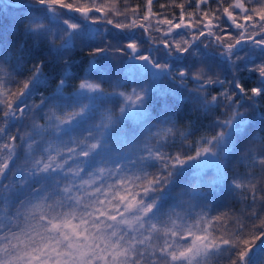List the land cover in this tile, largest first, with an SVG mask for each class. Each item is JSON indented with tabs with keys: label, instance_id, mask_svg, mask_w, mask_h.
Returning <instances> with one entry per match:
<instances>
[{
	"label": "snow or ice",
	"instance_id": "obj_1",
	"mask_svg": "<svg viewBox=\"0 0 264 264\" xmlns=\"http://www.w3.org/2000/svg\"><path fill=\"white\" fill-rule=\"evenodd\" d=\"M223 3L217 0L218 9ZM0 4L27 12L12 17L14 30L19 31L16 26L22 25L21 35L36 47L47 45V53H54L59 63L77 42L88 46L90 36L100 34L99 29L88 26L89 21L95 24L101 19L94 13H101L106 23L117 29L139 27L148 32L149 26L139 21H149L152 0H147L143 17L136 9L120 11L115 0L111 4L98 0H0ZM201 4L207 5L208 0H197L198 10ZM178 6V23L165 18L151 27L159 32L160 25H168L160 38L166 57L175 52L190 60L179 70L180 84L191 79L197 87L185 88L184 100L206 115L222 109L207 126L214 134L195 142H189L190 130L177 128L176 114L166 102L156 116L150 115L154 94L166 97L178 91L176 76L172 64L141 54L135 39L124 36L131 42L115 49L129 61L122 64L120 77L113 79L109 73L91 79L92 72H108L93 61L83 70L75 92L66 96L67 81L77 77L71 62L65 61L55 73V91L41 95L39 103L32 105L27 98L48 85L42 71L46 64L41 60L33 65L30 76L17 81L26 54L30 59L32 53L23 45L17 48L13 66L11 44L0 41V121L4 124L0 140L11 122L32 113L30 130L19 136L24 157L15 173L9 162L19 159L17 136L0 143V264H212L225 252L230 264H264V194L257 191V177L236 173L232 178V189L250 192L248 223L237 218L232 221L234 227L222 223V231L212 230L213 221L222 222L227 214L209 216L210 197L220 184L228 183L226 170L231 166L234 143L245 141L241 159L251 160L252 167L259 165L264 172V138L251 131L248 115L241 111L251 108L255 118L258 100L264 97V0H232L223 7V14L239 30L234 42L215 35L212 19H207L198 34L191 31L193 25L185 24L184 5ZM72 12L79 16L70 15ZM109 13L124 19L114 22ZM207 16V12L202 14L201 23ZM238 16L247 23H238ZM182 25L184 31L173 34ZM205 29L208 36L215 37L218 57L206 51L208 43L201 41L203 48L197 43ZM189 35L191 38L185 39ZM109 48L93 46L90 55L95 58ZM217 68L232 70L231 80L221 79ZM242 68L255 76V86L248 88V81L242 82L235 74ZM125 78H132L136 86L116 91ZM163 79L169 80L167 87L160 86ZM105 82L112 92L105 91ZM13 83L22 85L18 92L12 90ZM225 83L229 88L209 98L208 86L223 88ZM113 97L118 98V113L106 107L116 102ZM245 99L250 103L245 104ZM37 115L43 123L37 122ZM259 115L264 125V113ZM129 120L137 125L132 132L124 128ZM177 137L182 151L171 153L168 148ZM10 173L12 180L5 183ZM178 181H182L180 192L173 198L175 202L165 207Z\"/></svg>",
	"mask_w": 264,
	"mask_h": 264
},
{
	"label": "trees",
	"instance_id": "obj_2",
	"mask_svg": "<svg viewBox=\"0 0 264 264\" xmlns=\"http://www.w3.org/2000/svg\"><path fill=\"white\" fill-rule=\"evenodd\" d=\"M137 1L138 0H115V3H116V7L120 11H123L125 7H128L129 9H134L133 6H130L128 3L135 4ZM144 1H147V0H139V9L137 13L146 12V10H141V4ZM212 1L215 3V11L212 12L211 18L214 17L213 14H215V17H218V19H220V17L222 18L223 7L227 6L225 1L223 3V6L219 7V9L216 3L217 0H212ZM98 2L111 4L113 0H98ZM187 3H188V0H158L157 2L153 3L154 6L159 5L158 11L153 10V12L158 13L162 17H167V18L176 17L178 16V15H175L177 13V9L180 8L178 5H181V4L184 5ZM0 8L3 9V14H0V41H6L11 44L13 66H14V61L16 57L19 55V53L16 51L17 48L23 45L27 51H30L32 53V58L30 59L28 58L26 54L25 56L26 62L23 63L20 68V72L22 74H17L15 77V80L21 81L27 78L28 76H30L31 75L30 70L32 69L33 65L39 63L41 60H43L46 64V66L42 69V71L45 74V76L48 77L49 82L46 87H41L36 92L37 94H40V97L41 95L49 96L51 93L55 91V84L58 81V77L55 75V73L58 72L64 66L65 61L71 62L72 64L71 71L77 77L75 79H70L67 81V84L64 87V94L66 96L75 92L79 84V77L85 74L83 70L85 68H88L91 62L94 61L97 66L102 65L106 69H108V72H100V73L92 72L91 79L93 80H96L98 78V75L106 76L109 73L113 75V79H115L116 77H120L122 75V64L127 65L129 63L127 59V55L125 53L115 51L117 47L124 48L125 42H129V39L122 38L124 36H127L128 32H126L125 28L117 29L114 26V24H107L105 19L101 17L100 13H97L98 17H101V19H99L98 24L106 28V30L110 32V35H103L101 33L100 35H96L95 37L90 36L88 46L82 45L79 42H77L76 46H74L72 49L66 52L63 58L59 60V63H56L55 54L47 53V45L36 47L34 41H32L31 39H27L26 37H23L21 35L22 28H23L22 25L16 26L19 28V31L14 30L12 17L28 15L27 12H25L22 9L21 10H10L7 8H3L2 4H0ZM61 11L67 12L68 10L61 9ZM94 14L97 16L96 13ZM70 15H74L78 17L79 13L72 12L70 13ZM109 18L113 19L114 22L123 21L124 19L123 17H120V16H112L111 13H109ZM88 26L91 29L95 30L94 25H91L90 22H88ZM140 30L141 29L139 27L134 28L132 32L133 33L132 39L135 33ZM101 41L103 42L101 43ZM93 46H100V47H106V48H109V46L111 47L109 48L107 52L100 54L94 58L93 56L90 55V52L92 51ZM212 52L213 51L211 50V53ZM166 61L174 65V62L171 61L170 59ZM188 62H190V60ZM209 62L213 64L215 63V61H209ZM249 67H251V65ZM216 72L221 79H225L226 81L231 80L232 74H233L232 70H225V69H219V68L216 69ZM245 73H247V70H244L242 68L235 74L238 76V78H240ZM173 74L176 76V81H175L174 86L178 89V91L175 93L169 94L166 97L159 95V94H154L153 102L149 104L150 115L156 116L160 110V106L166 102L168 106L176 114L175 118H176L177 128L182 131L190 130L192 132V135L189 137V142H195L201 136H204L206 134L207 135L214 134L213 132H208L207 126L212 123V121L216 118V116L220 115V112L222 111V109H216L213 112L208 113L207 115L202 110L197 111L193 102H191L190 100H184L183 98L184 96H187V93L184 92L185 88H187L188 90H193L197 87V85L191 79L186 80L185 84L181 85L179 75L175 73ZM245 81H248L247 83L248 88H250L251 86H255L250 82L249 78H247ZM145 82H147V78H145ZM168 84H169V80L163 79L161 81L160 86L167 87ZM135 86L136 84L132 78H125L123 80V86L119 89H116V91H130ZM20 87H22V85L16 84V83H13L11 85L12 90L17 91V92ZM103 87L106 92L113 91L112 86L107 82L103 84ZM216 87H219V85H215L213 88L208 87L209 98L212 95H217L215 92ZM36 93L31 98H27V103L29 105L39 103L40 98L39 96H37ZM181 93H183V96L181 95ZM262 98L264 100V97ZM113 100L116 102L110 103L106 105V107L111 108L114 111V113H118V108H119L118 98L113 97ZM263 100L262 101L259 100L258 102V107L255 109V118H253V109L247 108V107H245L244 109H241V111H245L246 114L248 115V119L252 125L251 131H253L255 135L257 133L262 134V138H264L263 131L261 132H258V131H260L261 128L264 127V125L261 124L260 115H259L260 113H258L257 111H260L259 107H261V104H264ZM244 102L245 104L250 103L249 101H246V99L244 100ZM37 122L38 123L44 122L43 120L39 119V115H37ZM148 122L152 123V121H148ZM31 123H32V113L26 112L23 118H18L16 121H13L8 125L7 134L4 135L2 140H0V143H7L9 136H17L15 145H16V154L17 156H19V159H16L14 164L12 161L9 162V168L12 169V173H15L16 169L23 163L24 152L20 146L21 142H20L19 136L24 135L26 133L25 129L31 126ZM3 126H4L3 122L0 121V127H3ZM124 128L128 132H132L134 129H137V125L135 122L129 120L125 123ZM244 143L245 141H241L239 145H237L236 143L233 144L231 166L227 168L226 170V176H227L228 183L220 184L217 187L215 193L210 197L209 216L215 217L218 215L222 216V214H227L226 217L222 216V222L213 221L212 230H215L216 228H220L222 231L223 230L221 227L222 223H227L231 227H234V225H232V221L237 218H239L244 223L249 222L246 219V217L249 215L248 207L252 203L251 195L249 191H243V190H237V189L231 188L232 178L234 174L239 173L241 176H244L247 173H252L253 176L258 178L257 191L261 192V194H264V191H262L264 190V172H262L261 167L259 165H257L256 167H252L251 160L241 159V157L244 155V152H243ZM183 150L186 151V149H183ZM168 151L171 153L182 151L179 137L176 138V143L168 148ZM4 155L7 158V153H4ZM187 175H191V173H187ZM11 180H12V174L10 173L8 178L5 180V183H9ZM181 182L182 181H178L177 186L171 189V195L169 198H167L165 207H168L175 202L173 198L176 197L177 193L180 192L179 184ZM244 197H248V199H244ZM257 207L259 208V203L257 204ZM197 211H199V209H197ZM216 234L219 235V232H216ZM256 243L259 244V241H257ZM227 257H228V253L225 252L220 259L214 260L212 264H230Z\"/></svg>",
	"mask_w": 264,
	"mask_h": 264
},
{
	"label": "rangeland",
	"instance_id": "obj_3",
	"mask_svg": "<svg viewBox=\"0 0 264 264\" xmlns=\"http://www.w3.org/2000/svg\"><path fill=\"white\" fill-rule=\"evenodd\" d=\"M158 0H152V5H151V14L149 17V21H143L142 19L139 21V23H144L146 26H149V31L145 32L144 29L140 28L141 30L136 32L133 39L136 40V42L138 43V47L140 49L141 54L144 55H151L154 59L158 60L161 63H164L166 60L170 59L171 61L174 62L173 65V73L177 74L179 73V70L181 68L184 67L185 63H187L188 61L185 60L184 56H177L175 54V52H173V54L171 56H165V52L167 51V49H164L163 44L160 43V38L163 36L164 31L167 30L168 25H160L159 27L161 28V31L157 32L155 31L154 27L151 26H155L157 25V22L159 19H171L173 20L174 23H178L179 22V16L181 13V8L177 9V13L175 15H178L176 17H162L160 16L158 13L153 12V10L158 11L159 5L154 6L153 3L157 2ZM226 5L228 6L229 3L232 2V0H224ZM196 3L197 0H188L187 4H184L183 7V11L185 13V24H192L193 28L191 31L197 32L203 28L204 23L207 22V19H212V31L215 33V35H223L225 37V41L226 42H234L232 40L233 37L237 36L239 30L235 28V25L232 24V22L230 20L227 19L226 14H223L222 18L220 17V19H216L214 17L211 18L212 12L215 11V3L212 0H208V4L204 5L201 4L199 10L196 7ZM214 3V4H213ZM217 3V2H216ZM130 6H133L134 9H136V13L139 9V0L135 3H128ZM226 6V7H227ZM189 8V9H187ZM191 9V10H190ZM207 9V11H206ZM141 10H146L147 11V1H144L141 4ZM239 10H236V12H238ZM204 12L208 13V16L206 18H204L203 23H201V19H202V14ZM236 12H234V15H236ZM146 12L143 13H137L138 16L143 17L145 15ZM28 14V13H27ZM93 13H90V15H92ZM97 14V13H96ZM188 14H194L192 16L188 15ZM101 17L102 14L100 13ZM128 15L131 17L132 13L131 11L128 13ZM98 16V14H97ZM103 18V17H102ZM91 23V21H89ZM237 22L238 23H242V24H246L247 22H245L242 18H240L239 16L237 17ZM99 20L93 24L91 23V25H94L95 29H99V33L103 34V35H110V32H108L106 30V28L102 27V25H99ZM98 24V25H97ZM126 29V32H128V37H132L133 35V29ZM104 30V31H102ZM222 30V31H221ZM184 31V27L182 25V27L180 29H174L173 30V34H175L176 32H183ZM99 34V35H100ZM96 35H93V37H95ZM150 37H154L155 39H150ZM191 36H187L185 37V39H190ZM167 39L169 41L172 40V36L167 37ZM176 39H180V37H176ZM215 40L214 36H208L207 34V30L205 29V36H201L199 37V41L197 43H200L201 41H203L204 43L209 42V47L206 49V51H208L210 54H214L218 57V49L216 47H213V42ZM129 42H131V39H129ZM129 42H125V46L129 43ZM204 43H200V47L203 48L204 47ZM212 43V45H211ZM157 46V47H156ZM211 50L213 51L211 53ZM186 55V54H185ZM199 58V57H197ZM247 78H249L250 82L255 85L256 84V79L255 76H253L252 73H250L247 70V73H245L244 75H242L239 79L244 82ZM215 85H211L208 86L209 88H213ZM253 87V86H251ZM250 87V88H251ZM229 88V85L227 83H225V85L223 86V88H221V86L219 85V87L215 88V92L216 94H218L219 92L223 91L224 89ZM50 90V89H49ZM37 94V93H36ZM37 96H39L40 98V94H37ZM259 100H263V98H259ZM258 100V102H259ZM264 101V100H263ZM260 111H257L258 113H264V104H261ZM26 128V127H25ZM24 128V129H25ZM30 130V126L25 129V132ZM258 132H261L258 131ZM264 133V131H263ZM256 136L261 137L262 138V134L257 133ZM264 136V135H263ZM4 157L6 158V156L4 155Z\"/></svg>",
	"mask_w": 264,
	"mask_h": 264
},
{
	"label": "flooded vegetation",
	"instance_id": "obj_4",
	"mask_svg": "<svg viewBox=\"0 0 264 264\" xmlns=\"http://www.w3.org/2000/svg\"><path fill=\"white\" fill-rule=\"evenodd\" d=\"M131 38H132V37H131ZM198 41H199V40H198ZM198 41H197V42H198ZM244 70H247V69H244Z\"/></svg>",
	"mask_w": 264,
	"mask_h": 264
}]
</instances>
